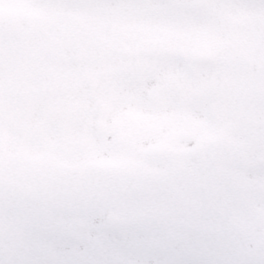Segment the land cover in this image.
Listing matches in <instances>:
<instances>
[{
  "label": "snow or ice",
  "instance_id": "snow-or-ice-1",
  "mask_svg": "<svg viewBox=\"0 0 264 264\" xmlns=\"http://www.w3.org/2000/svg\"><path fill=\"white\" fill-rule=\"evenodd\" d=\"M0 264H264V0H0Z\"/></svg>",
  "mask_w": 264,
  "mask_h": 264
}]
</instances>
